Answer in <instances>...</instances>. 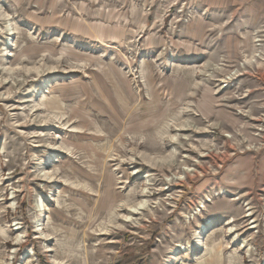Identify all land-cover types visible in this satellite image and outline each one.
<instances>
[{"label":"rangeland","instance_id":"rangeland-1","mask_svg":"<svg viewBox=\"0 0 264 264\" xmlns=\"http://www.w3.org/2000/svg\"><path fill=\"white\" fill-rule=\"evenodd\" d=\"M0 6V264H264V0ZM147 175L155 208L124 222ZM201 201L217 227L173 261Z\"/></svg>","mask_w":264,"mask_h":264},{"label":"bare ground","instance_id":"bare-ground-1","mask_svg":"<svg viewBox=\"0 0 264 264\" xmlns=\"http://www.w3.org/2000/svg\"><path fill=\"white\" fill-rule=\"evenodd\" d=\"M6 16V12L3 10L2 6H0V17H5ZM6 18V17H5ZM5 27H6V39H5V43L6 45H11L12 42H13V36L16 34L15 33V29L13 27V25L10 23V22H6L5 23ZM256 46L253 47V53H252V56H256ZM8 49V48H7ZM5 50V49H4ZM7 51V50H6ZM5 51V52H6ZM8 53V51H7ZM9 54V53H8ZM7 55V54H6ZM253 57V58H254ZM250 58V55H246V59L249 60ZM250 61V60H249ZM251 62V61H250ZM249 62V63H250ZM4 68V67H3ZM51 68V67H50ZM210 68V67H208ZM32 70H35L39 73H41V67H35V68H26L25 71L26 72H31ZM9 71H12V69H9ZM207 73V72H206ZM238 73V72H237ZM235 75V74H234ZM233 75L231 74V76H229L230 78H227V80H231ZM226 79V78H225ZM218 81H221V80H218ZM224 83V82H223ZM220 91V90H219ZM187 108H192L190 105H187ZM178 122L174 125L175 126V130H174V133L173 132H168V129H169V121L165 123V131L164 133H162L161 135H166L168 133V140L169 142H171L173 145H171V150L170 152L168 153L169 155L159 159L158 161H164V162H169L171 163V160L173 158H175V156L177 155V148L176 146H174V144L176 142H181L182 140H188V135L183 133V132H187L189 131L190 129V125H191V122L189 121L188 118H180V119H177ZM192 120V119H191ZM167 129V130H166ZM167 131V132H166ZM201 131V130H200ZM161 133V132H160ZM205 145V144H203ZM206 147V146H205ZM200 151V150H199ZM214 151V150H213ZM156 155H154L155 157ZM151 158L153 156H150ZM150 158V159H151ZM158 159V158H157ZM150 161V160H149ZM155 162V160H154ZM154 165V164H153ZM189 168V167H188ZM186 170V169H185ZM185 170L181 171V172H176L174 174V176H172V178L170 179L171 176H167L165 177V181L166 182H171V180H174L173 178L175 177L176 180H181L183 179V175L185 174ZM189 170V169H187ZM178 173V174H177ZM51 178V177H50ZM145 180H146V183H147V187H144L143 190H142V199H140L139 201H137L136 203L134 202V204H130L128 205V212L125 214V215H122L123 216V221L124 222H131L132 224H136V223H139L138 221L140 219L138 218H135L136 215H139V216H142V212L145 211V210H149V211H152L155 207H151V204H154L153 202H151L149 200V197H148V194L150 193L149 192V186L152 185V180L150 178V175H147L145 177ZM151 195V194H150ZM127 201H123L121 204H126ZM157 203V202H156ZM45 210V206H44V202L43 201H37V204H36V211L38 213H41ZM112 212V211H111ZM209 212V209H208V206L205 204L204 201H201L199 203V205L194 208V211L192 213H190L189 215H184L185 218L188 220V224H191L192 221L194 222L196 220V218L198 217H203L205 218V215L206 213ZM154 213V212H153ZM252 213H250L249 216H251ZM235 223V220L233 219L230 223H227V225H231ZM254 222H252V224H254ZM116 224V223H115ZM41 223L40 221L37 223L36 225V230L39 232L41 230ZM217 227V221L216 219L214 218H209V217H206L203 222L201 223H198V228L194 229L193 231V241L192 242H185V243H180L178 245H176V248L172 250L171 252V255L173 256V261H175L178 257L179 254L183 253L185 255H189V254H195L197 252H199V250H203L204 249V239H205V236H206V233L211 230V229H214ZM257 226H254V227H251L250 230H254L256 229ZM43 229V228H42ZM35 230V231H36ZM19 231V229H18ZM43 231V230H42ZM105 231V230H103ZM109 231V230H108ZM237 230L232 226L230 227V233L231 234H234ZM6 232V231H5ZM40 236V235H38ZM24 237V235L22 234V232L18 233L14 240H15V245L18 246V244H20V241L22 240V238ZM49 237V236H48ZM43 239V238H42ZM237 242H240V248L242 249H246L248 248V244L245 240H240L239 241V235L237 234L234 239H233V244L235 245ZM47 247V246H46ZM48 249V248H46ZM250 250V248H249ZM17 251V248L14 249V252L13 253H16ZM210 252V248L209 247H206V251L205 253H208L209 254ZM33 255V251L30 253L29 256ZM230 263L233 262V260L235 259L234 255H230Z\"/></svg>","mask_w":264,"mask_h":264}]
</instances>
